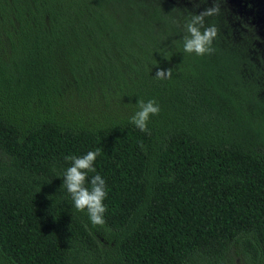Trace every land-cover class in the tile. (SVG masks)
Wrapping results in <instances>:
<instances>
[{
  "label": "trees",
  "instance_id": "trees-1",
  "mask_svg": "<svg viewBox=\"0 0 264 264\" xmlns=\"http://www.w3.org/2000/svg\"><path fill=\"white\" fill-rule=\"evenodd\" d=\"M218 2L197 56L212 0H0V264H264V38ZM98 147L102 227L58 177Z\"/></svg>",
  "mask_w": 264,
  "mask_h": 264
},
{
  "label": "clouds",
  "instance_id": "clouds-1",
  "mask_svg": "<svg viewBox=\"0 0 264 264\" xmlns=\"http://www.w3.org/2000/svg\"><path fill=\"white\" fill-rule=\"evenodd\" d=\"M206 0H193L194 6L204 3ZM220 13L218 0H212L210 7H205L198 14H192L183 22L184 34L182 35L183 53L203 56L214 51L213 40L217 36V27L214 24L206 26V18L216 16ZM158 80L171 79L172 68L158 69L154 76ZM138 110L129 117V122L141 132L148 131L150 117L160 113V105L155 99L144 101L138 99ZM101 155V148L90 150L84 155L69 154L64 157L71 161L62 176V186L71 197L72 207L77 211H87L91 224L103 226L105 224L104 214L107 207L104 203L108 191L104 178L96 171L95 161ZM89 173H95L89 181ZM90 184V186H88Z\"/></svg>",
  "mask_w": 264,
  "mask_h": 264
},
{
  "label": "rangeland",
  "instance_id": "rangeland-1",
  "mask_svg": "<svg viewBox=\"0 0 264 264\" xmlns=\"http://www.w3.org/2000/svg\"><path fill=\"white\" fill-rule=\"evenodd\" d=\"M232 8L244 19L254 24L264 38V0H228ZM232 264H249L247 256L238 250L232 253Z\"/></svg>",
  "mask_w": 264,
  "mask_h": 264
}]
</instances>
